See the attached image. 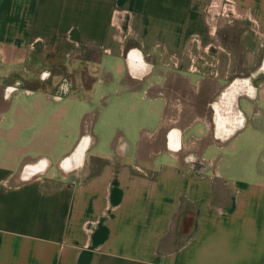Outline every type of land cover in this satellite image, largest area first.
<instances>
[{"label":"crops","instance_id":"crops-1","mask_svg":"<svg viewBox=\"0 0 264 264\" xmlns=\"http://www.w3.org/2000/svg\"><path fill=\"white\" fill-rule=\"evenodd\" d=\"M208 2L0 0V264H264V0H234L241 48Z\"/></svg>","mask_w":264,"mask_h":264},{"label":"rangeland","instance_id":"rangeland-1","mask_svg":"<svg viewBox=\"0 0 264 264\" xmlns=\"http://www.w3.org/2000/svg\"><path fill=\"white\" fill-rule=\"evenodd\" d=\"M236 19V18H235ZM234 19V20H235ZM234 20L233 21H231V22H227V21H225V20H222L223 22H220L218 25H217V29H216V31L218 30V27L221 25V24H224V25H228V24H233V22H234ZM226 22V23H225ZM236 24H233L231 27H234L235 28V37H237V41H236V45H233V46H239L240 47V45L241 44H239V40L238 39H240V36H241V38L243 37V36H247V37H250V32L248 31L247 32V34H244V31H246V29H244V26H240V25H236ZM234 44V43H233ZM241 48V47H240ZM241 51H242V54H243V50L244 49H240ZM91 56L92 57H96L97 56V51H95V50H92V53H91ZM158 56L159 57H161V58H163L164 56H163V54L162 53H160V52H158ZM201 59H203V60H206V57H205V54L204 53H202L201 55ZM205 62V64H206V66L208 67V70H209V68H211V65L208 63V61L206 62V61H204ZM75 68V67H74ZM84 68H89V67H81V66H79V67H77V71H73V70H70L71 71V73L75 76V79H76V81H75V83H74V86L71 88V90H73L74 92V94H76V96H80V98H85L86 96H89V95H91L90 94V86L91 85H93L94 87H95V94H98V92H100V90H101V83L100 82H98L97 80L101 77V78H103V75H101V73L98 71V66H93L92 67V69L91 68H89L88 70V75H89V78L88 79H85V69ZM43 71H48V74L45 76V77H42L41 76V73L43 72ZM237 72V73H236ZM234 74H232V75H230V77H229V81L224 85V87H223V89L234 79V78H236V77H249V76H251V77H249V79H250V81L252 80L253 82H252V84L254 83L255 84V77L254 76H252V75H250V68H244V67H242V66H239V69L236 71ZM240 72V73H239ZM69 71H65V70H63V72H62V77H61V79H60V81L57 83V85H56V87H55V91L57 92V93H66L70 88V85L72 84V80H71V74ZM56 73H54V68H50V67H48V68H44V69H41L40 70V72H39V76H38V78H39V80H38V82H39V84H42L43 86H48V87H50L49 85L51 84V83H53V82H55V80H56V77H54V75H55ZM64 79H67L68 81H69V86H68V89L66 90V91H63L62 90V88L60 87V85H61V82L64 80ZM67 81V82H68ZM92 82V83H91ZM14 84H15V82H14ZM17 86H23V82L22 81H19L18 83H17ZM46 88V87H45ZM111 88H113V86H111ZM222 89V90H223ZM30 90V89H29ZM96 102H93L92 103V105L90 106V107H88L89 109L88 110H90V109H98L99 108V110L101 109V107H99V106H96V104H95ZM111 107V110H113V108L115 107V106H113V105H111L110 106ZM222 109L224 108V109H228V106L225 104V105H222V107H221ZM103 110H105V108H102ZM109 109V108H108ZM105 111H108V110H105ZM103 116H106V114L105 115H103ZM91 118H93V115L92 114H89V115H87L86 116V119H85V121H87L86 123H87V128H88V122H89V124L91 125ZM100 118H101V116L99 115L98 116V121H97V123H96V125L94 126V128H93V132L94 133H97V134H99L100 135V130L98 131L97 129H99V122H100ZM112 133L114 134L115 132L114 131H112ZM101 148H104V145L101 143ZM207 155H210V152H208L207 153ZM192 159H195V155L192 157Z\"/></svg>","mask_w":264,"mask_h":264},{"label":"built area","instance_id":"built-area-1","mask_svg":"<svg viewBox=\"0 0 264 264\" xmlns=\"http://www.w3.org/2000/svg\"><path fill=\"white\" fill-rule=\"evenodd\" d=\"M206 12L208 14L209 20L211 21V30L214 33L216 32L217 25L220 22H223L222 20L231 22L238 17L234 0H209L208 4L206 5ZM47 74L48 71H43L41 76L45 77ZM67 81V79H64L61 82L60 87L63 91L68 89L69 81ZM18 82L19 81H16L15 85L10 86L8 90L17 88Z\"/></svg>","mask_w":264,"mask_h":264},{"label":"flooded vegetation","instance_id":"flooded-vegetation-1","mask_svg":"<svg viewBox=\"0 0 264 264\" xmlns=\"http://www.w3.org/2000/svg\"><path fill=\"white\" fill-rule=\"evenodd\" d=\"M249 77H241V78H237L233 84L227 88V90H225L224 92V96L226 98V100H228L229 102H232V100L234 99L236 93L240 92V91H246L249 90L250 87V82H249ZM220 104L216 103L215 104V108L218 112L217 114V118L219 119H224V115L222 114L221 110H220ZM220 117H219V116Z\"/></svg>","mask_w":264,"mask_h":264},{"label":"bare ground","instance_id":"bare-ground-1","mask_svg":"<svg viewBox=\"0 0 264 264\" xmlns=\"http://www.w3.org/2000/svg\"><path fill=\"white\" fill-rule=\"evenodd\" d=\"M263 68H264V62H263V66H262ZM252 81V80H251ZM249 82H250V80H249ZM251 83V82H250ZM252 90H253V85H251V92H252Z\"/></svg>","mask_w":264,"mask_h":264}]
</instances>
